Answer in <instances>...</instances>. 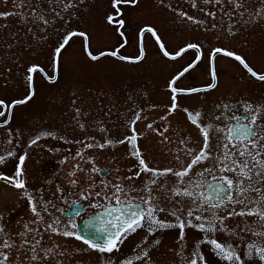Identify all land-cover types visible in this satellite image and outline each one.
Segmentation results:
<instances>
[{
  "label": "rangeland",
  "instance_id": "374dc122",
  "mask_svg": "<svg viewBox=\"0 0 264 264\" xmlns=\"http://www.w3.org/2000/svg\"><path fill=\"white\" fill-rule=\"evenodd\" d=\"M169 2L175 9L188 12L198 19L203 18L202 13L191 7V0H165V3ZM246 4L250 10L255 11L261 7V0H246ZM199 6L204 7L202 3ZM121 7L126 20L125 30L128 37L127 45L120 49L121 54H138L140 43L138 28L146 24L155 26L158 35L161 36L170 52L174 49L178 50L177 46H183L189 41H203L206 45L204 49L206 53L209 50L208 45L217 46L218 42L214 33L205 32L191 23H187L186 26L181 25L176 12L158 5L157 0H140L138 7L131 4L121 5ZM0 11H12L11 0H0ZM108 11H112L110 0H84V4L77 9L76 18L69 25L87 30L94 54L101 50H116L118 43L121 42V38L114 30L116 25L109 26L106 23L105 13ZM63 27V22L58 21L55 27L49 30L50 39L41 50L35 46L27 26L22 24L16 16L0 18V99L10 103L12 99L22 98L26 94L23 67L25 63H38L50 75L55 74L49 65L48 49L56 42ZM143 40L147 53L146 59L142 63L130 65L111 57L102 58L99 62H91L83 52L82 38L77 39L62 53L58 83L50 85L37 76L35 98L24 106L14 109L10 126L0 127V156L5 158V163L0 164V174L13 177L15 166L19 162L18 156L26 153L24 168L27 188L30 193L35 194H38V190H42L46 199L55 200L57 204L55 215L61 220L58 226L61 232L65 229L75 232L80 220L89 219L110 203L95 197L94 193L89 194L93 183L97 185L101 182L115 183L117 176L129 175L128 169L134 168L137 163L127 156L126 145L118 144L105 149L84 150V160L81 161L75 153L82 150L83 145L76 141L84 140L86 136L94 137L101 143L105 139L114 141L122 139L127 131L124 126L126 118H134L135 111L143 108L142 119L137 121V130H146L147 123H154L161 129L167 125L169 126L167 135L173 140L172 144H167L162 142L158 134L149 131L138 141L144 158L150 166L160 169L176 166L173 157L177 154L176 149L181 138L185 140L191 138L193 142L202 143L198 130L187 121L185 114L179 113L176 117L164 122L159 119L170 102L166 88L170 74H174L189 60V57L184 56L183 59L175 62L170 61L160 53L154 37L147 34ZM9 44H13L14 47L9 49ZM29 44L33 47L29 48ZM219 46L234 49L246 58L249 66L255 71L264 73V21L242 28L234 38L221 39ZM216 69L219 78L218 87L211 90L206 98L203 93L199 96H180L181 107L187 106L193 112L202 108L204 117L207 119L208 114L213 110L214 102L221 98L225 100L231 98L233 102L238 103L237 98L241 97L245 102L264 104V82L251 78L234 58L223 57L221 54L216 59ZM210 82V75L201 67L191 76L186 75L180 79L176 86L181 88L192 85L205 86ZM145 92L148 98H145ZM129 96H132L133 100H129ZM73 99L77 101L76 107L82 110L80 122L85 124L86 132L79 129L74 119ZM149 101L157 107L151 108ZM236 111L239 113V108ZM97 120L104 123L109 130L107 133L99 131L95 123ZM17 131L22 133L18 140L14 135ZM41 131H53L57 133V138L42 137L36 145L29 146L28 141L34 139L35 135ZM9 151L16 155L8 157ZM180 155L183 158L182 152ZM61 160L65 162L61 164ZM94 169L105 170L106 175L100 176ZM117 169L120 171L118 172ZM50 179L53 180L51 185L47 183ZM207 179L211 180L212 177L208 176ZM73 180L78 186L73 185ZM123 183L127 185L131 182L123 181ZM140 183V180L135 181L136 185ZM141 195L144 194L132 192L131 198L135 199ZM162 199V206L166 208V211L160 213V218L171 220L172 218L167 214V209L171 205L166 198L162 197ZM75 203L83 205L86 210L83 209L82 219L72 220L65 216L71 205ZM111 203H114V200ZM93 205L99 206L93 207ZM236 210L239 211L240 208ZM0 214L3 217L0 223L4 224L5 231L13 234L22 231L24 223L35 219L29 212L27 199L22 196L21 191L10 186L3 179H0ZM241 219L239 216L232 217L229 218L228 223L230 226H235ZM253 219L254 217L248 218L249 222ZM46 221L51 222L47 216ZM30 227L35 228L36 225L32 224ZM186 232L188 246L183 256L190 258L193 243L202 238V234L191 229H186ZM40 233L45 247L56 246L53 255L45 264H56L57 260L60 264H104L108 259L113 260L115 264H119L120 260L131 259L133 264H137L135 261L137 245L150 249L155 264H182V258L177 256L178 229L158 232L143 245L141 241L147 233L143 229H137L135 233L123 236L119 250H114L111 254L89 250L87 245L77 240L75 236L65 238L62 235L44 231L43 227L40 228ZM156 238H159L161 243L153 246L151 241ZM215 238L224 242L227 236L218 232ZM14 239L17 247L11 251L12 264H36L29 261V253L20 250V238L14 236ZM201 247L208 264H219L217 257L209 251L207 246ZM61 251H64L63 256L59 255ZM40 255L42 256L43 253L41 252Z\"/></svg>",
  "mask_w": 264,
  "mask_h": 264
},
{
  "label": "snow or ice",
  "instance_id": "6c2138e0",
  "mask_svg": "<svg viewBox=\"0 0 264 264\" xmlns=\"http://www.w3.org/2000/svg\"><path fill=\"white\" fill-rule=\"evenodd\" d=\"M201 3L204 7L199 6ZM83 4L84 0H11L12 11H0V18L16 16L22 24L26 25L35 46L41 50L48 44L49 30L53 29L58 21L63 22L64 25L56 42L48 49L49 65L55 74L50 75L38 63H25L23 67L26 94L22 98L12 99L10 103L0 99V127L10 126L14 109L24 106L35 98L37 76L50 85L58 83L62 53L77 39L82 38L83 52L91 62H99L102 58L111 57L120 62L136 65L146 59L143 38L150 34L155 38L160 53L168 60L175 62L183 59L184 56L189 57V60L174 74H170L166 84L170 102L159 119L164 122L176 117L179 113L185 114L187 121L198 130L202 143L193 142L191 138L188 140L181 138L178 141L177 154L173 157L176 166H166L163 169L150 166L144 158L138 141L149 131L158 134L162 142L167 144H172L173 140L167 135L169 131L167 125L161 129L154 123H147L146 130H137V121L142 119L143 108L135 111L134 118H126L124 126L127 131L122 139L115 141L105 139L101 143L94 137L86 136L84 140L76 141L83 145V149L75 153L81 161L84 160V150L105 149L118 144L126 145L127 156L137 162L134 168L128 169L129 175L117 176V182L91 185L89 194L94 193L95 197L110 201L107 206H104L103 212L97 214L95 220L88 221L96 230L94 240L83 239L74 231L67 229L61 232L58 227L61 220L55 215L57 211L55 200L46 199L42 190H38V194L29 192L24 168L27 154H20L14 176L0 174V179L21 191L22 196L27 199L29 212L35 219L24 223L23 230L15 234L6 232L4 224L0 223V241H2L0 264H12L11 251L17 247L14 236L20 238L19 248L29 253L30 262L45 264L53 255L56 246L53 245L51 248L44 246L45 242L40 233L41 227L44 231H50L52 234L62 235L65 238L75 236L77 240L83 239V243L89 250L101 254L118 251L122 243V235L135 233L137 229H143L147 233L141 245L146 244L149 238L158 232L178 229L177 256L182 258V264H208L202 245L207 246L209 251L217 257L219 264H264V104L257 105L251 102L238 104L231 98L228 100L221 98L214 102L213 110L205 119L202 108L193 112L187 106L181 107L179 102V97L182 95L199 96L203 93L206 98L211 90L218 87L216 59L221 54L223 57L234 58L251 78L264 82V73H258L249 66L243 55L238 54L234 49L219 46L221 39L234 38L242 28L264 21V0H261V7L255 11L247 7L246 0H191V7L203 14V18L199 19L188 12L173 8L171 2L157 0L158 5L176 12L181 25L186 26L187 23H191L205 32L214 33L218 42L217 46L208 45L209 50L206 53L204 51L206 45L203 41H189L183 46H177L178 50L174 49L170 52L161 36L158 35L155 26L146 24L138 28L140 43L138 54L134 55L120 53V49L128 43L126 20L121 5L131 4L138 7L140 0H110L112 11L105 13L106 23L109 26L116 25L114 30L121 38V42L118 43L116 50H101L95 54L91 50V38L87 30L69 26L77 16V9ZM13 47V44L8 45L9 49ZM31 47L33 45L29 44V48ZM201 67L210 75V83L205 86L192 85L186 88L176 86L180 79L186 75L191 76ZM73 95L75 96V93ZM144 96L148 98L146 92ZM128 99L133 100V97L129 96ZM76 103L77 101L73 99L74 119L79 129L86 132L85 124L80 122L82 110L76 107ZM149 104L153 109L157 107L150 101ZM237 108H242L243 116L236 111ZM83 115L86 116L87 113ZM95 123L101 133L109 131L102 121L97 120ZM14 135L18 140L22 133L17 131ZM42 137L57 138V133L41 131L35 135L34 139L28 141L29 146L36 145ZM59 138L63 139V137ZM190 144L193 146H189ZM181 152L183 158L180 155ZM15 155L16 153L12 151L7 153L8 157ZM64 162V160L60 161L61 164ZM4 163L5 158L0 156V164ZM208 164L212 166H205ZM94 171L99 172L100 169H94ZM117 171L119 172L120 169ZM208 176L212 179L208 180ZM136 180H140L141 183L136 185ZM123 181L131 183L125 185ZM47 183L51 185L53 180L50 179ZM72 183L78 186L75 180ZM132 192L144 195L133 199ZM162 197L166 198L171 205L167 209L171 220L160 218V213L166 211V208L162 206ZM113 200L114 203H111ZM137 200L139 202H136ZM97 206L99 205H93V207ZM238 207L239 211L236 210ZM76 214L78 215L79 212ZM46 216L51 222L46 221ZM237 216L242 219L235 226H230L229 218ZM249 217L254 219L249 222ZM2 219L0 214V221ZM32 224L36 227H30ZM186 229L196 230L202 234V238L194 241L190 258L183 256L188 246ZM218 232L226 234L227 239L224 242L215 238ZM160 243L159 238L151 241L153 246H158ZM59 255L63 256L64 251H61ZM135 261L137 264H155L150 249L141 248L140 245H137ZM56 264H60V261L57 260ZM104 264H115V262L108 259ZM119 264H133V262L131 259H124L120 260Z\"/></svg>",
  "mask_w": 264,
  "mask_h": 264
},
{
  "label": "water",
  "instance_id": "95a60500",
  "mask_svg": "<svg viewBox=\"0 0 264 264\" xmlns=\"http://www.w3.org/2000/svg\"><path fill=\"white\" fill-rule=\"evenodd\" d=\"M98 174L100 176H105L106 175V171L105 170H100L98 172ZM77 212H79V214H81V211H80V206L78 205H73L72 206V209L71 211L69 212H66L65 213V216L68 217V218H72L73 215H75ZM103 212V210L97 214H101ZM94 215L92 216L91 218L87 219V220H83L81 221L79 224H77L76 228H75V231H76V234L81 236L83 239H88V240H94L96 238V230L93 226H91L88 221L89 220H95V217L97 216ZM81 239V240H83Z\"/></svg>",
  "mask_w": 264,
  "mask_h": 264
},
{
  "label": "flooded vegetation",
  "instance_id": "af4514ba",
  "mask_svg": "<svg viewBox=\"0 0 264 264\" xmlns=\"http://www.w3.org/2000/svg\"><path fill=\"white\" fill-rule=\"evenodd\" d=\"M237 102H238V104H243L245 101L244 100H242L241 99V97H238L237 98ZM239 114L241 115V116H243V110H242V108H239ZM83 209L85 210V208H84V206H83ZM86 211V210H85ZM79 218H81L82 219V216H78V215H73V217H72V220H77V219H79ZM81 221V220H80Z\"/></svg>",
  "mask_w": 264,
  "mask_h": 264
}]
</instances>
